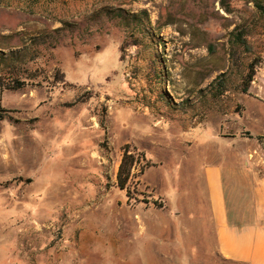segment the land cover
Masks as SVG:
<instances>
[{
    "label": "rangeland",
    "instance_id": "374dc122",
    "mask_svg": "<svg viewBox=\"0 0 264 264\" xmlns=\"http://www.w3.org/2000/svg\"><path fill=\"white\" fill-rule=\"evenodd\" d=\"M259 1L0 0V53L39 55L37 80L0 88V264H236L215 252L203 174L264 177ZM117 13L143 17L154 49Z\"/></svg>",
    "mask_w": 264,
    "mask_h": 264
},
{
    "label": "crops",
    "instance_id": "0c3cea01",
    "mask_svg": "<svg viewBox=\"0 0 264 264\" xmlns=\"http://www.w3.org/2000/svg\"><path fill=\"white\" fill-rule=\"evenodd\" d=\"M250 179L242 188L225 160L210 164L203 174L215 252L236 264H264V177L254 173ZM137 251L148 258L144 246Z\"/></svg>",
    "mask_w": 264,
    "mask_h": 264
},
{
    "label": "trees",
    "instance_id": "16d2710c",
    "mask_svg": "<svg viewBox=\"0 0 264 264\" xmlns=\"http://www.w3.org/2000/svg\"><path fill=\"white\" fill-rule=\"evenodd\" d=\"M258 10H263L259 0H252ZM119 20L122 21V25L125 29L131 30L133 33L140 36V39H134L132 45L139 46L140 43L143 44V40L147 41V48L151 47L154 49L153 41L150 39L148 32L145 28V20L143 17L136 16H124L121 13H117L116 16ZM235 30L232 32L233 40L232 46L235 48H245L248 49L247 37L249 34L245 31ZM130 37L134 38L133 35ZM36 53V54H35ZM33 53L34 56L30 57L28 61H23L22 52H11L8 54L0 53V88H4L9 91H20L28 86V82H34L38 77H32V75H27L29 72H32L33 68H28L29 65L35 66L34 61L39 58L37 52ZM155 59H157L155 55ZM30 63V64H29ZM39 68V67H38ZM35 70H39V69ZM34 74V73H30ZM255 75L254 65H249L247 68V74L243 77L241 82V92L246 94L248 92L249 86L253 81ZM31 76V77H30ZM137 159L135 154L129 147H125L123 150V156L119 163L118 171L116 174V185L117 188L121 191H125L126 194L129 193V184L133 176L134 167L137 164Z\"/></svg>",
    "mask_w": 264,
    "mask_h": 264
}]
</instances>
